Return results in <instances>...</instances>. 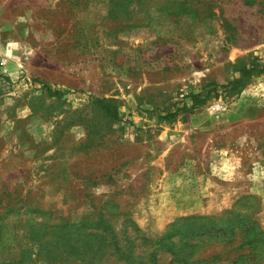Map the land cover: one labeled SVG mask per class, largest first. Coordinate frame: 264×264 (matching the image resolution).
I'll return each mask as SVG.
<instances>
[{"label":"rangeland","instance_id":"rangeland-1","mask_svg":"<svg viewBox=\"0 0 264 264\" xmlns=\"http://www.w3.org/2000/svg\"><path fill=\"white\" fill-rule=\"evenodd\" d=\"M256 62L264 0H0V264H215L234 236L202 225L264 232Z\"/></svg>","mask_w":264,"mask_h":264},{"label":"trees","instance_id":"trees-1","mask_svg":"<svg viewBox=\"0 0 264 264\" xmlns=\"http://www.w3.org/2000/svg\"><path fill=\"white\" fill-rule=\"evenodd\" d=\"M239 71L243 76L249 75L251 72H261L264 71V62L252 63L249 66L240 68ZM47 89V88H46ZM50 93H52L50 91ZM55 93V92H54ZM185 97L190 99V103L185 101H172L164 108V113L159 115L158 120L160 122H170L174 117L179 113L188 112L191 109L196 108L198 105L203 104L207 100V96L202 97L199 93L190 92ZM98 105L103 108L112 118L117 116V108L114 103L111 101H97ZM192 216H189L185 219H190ZM220 226L211 222L209 226L202 225L203 229L198 230L195 235H213L214 232H218L217 237H225L226 233L234 236L229 242L228 247L220 250L219 252L208 255V259L214 260L215 264H264V232L259 229L256 224L252 226V223H248L247 226H243V229L238 228L239 231H242V234H236L232 227V231L228 230L227 224L224 225L228 220H223L222 216L217 217ZM206 219V217H202ZM228 223V222H227ZM200 228V227H198ZM261 243V244H260ZM115 252L120 254V257H124L123 252L120 246L115 245ZM207 260L205 258L193 259L192 263L203 262ZM127 264H131L128 260H125ZM183 262L187 263V261ZM210 264V263H209Z\"/></svg>","mask_w":264,"mask_h":264}]
</instances>
